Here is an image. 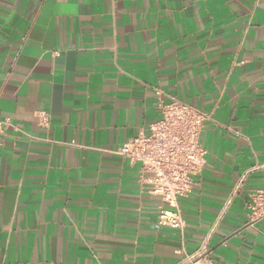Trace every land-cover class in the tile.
<instances>
[{
  "label": "crops",
  "instance_id": "0c3cea01",
  "mask_svg": "<svg viewBox=\"0 0 264 264\" xmlns=\"http://www.w3.org/2000/svg\"><path fill=\"white\" fill-rule=\"evenodd\" d=\"M157 89L209 117L183 236L115 154L160 118ZM5 119L0 264H264V0H0Z\"/></svg>",
  "mask_w": 264,
  "mask_h": 264
},
{
  "label": "built area",
  "instance_id": "2783aa9c",
  "mask_svg": "<svg viewBox=\"0 0 264 264\" xmlns=\"http://www.w3.org/2000/svg\"><path fill=\"white\" fill-rule=\"evenodd\" d=\"M160 118L126 141L115 154L140 165L139 188L158 197L157 222L160 227L179 231L183 236L186 221L180 200L189 197L195 185L194 178L201 175L206 164V150L200 144V134L209 118L196 107L156 90ZM37 124L43 129L51 126V115L36 113ZM10 120H0V139ZM245 182L243 176L238 188ZM249 219L251 223L264 220V187L250 193ZM180 264H211L207 253L187 254Z\"/></svg>",
  "mask_w": 264,
  "mask_h": 264
}]
</instances>
